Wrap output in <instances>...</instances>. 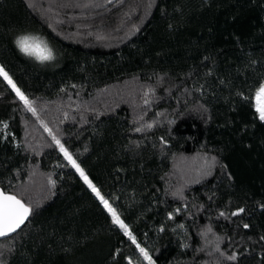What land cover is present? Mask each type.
<instances>
[{
    "label": "trees",
    "instance_id": "16d2710c",
    "mask_svg": "<svg viewBox=\"0 0 264 264\" xmlns=\"http://www.w3.org/2000/svg\"><path fill=\"white\" fill-rule=\"evenodd\" d=\"M0 67L36 110L0 77V189L33 209L2 264H264V0H0Z\"/></svg>",
    "mask_w": 264,
    "mask_h": 264
},
{
    "label": "snow or ice",
    "instance_id": "6c2138e0",
    "mask_svg": "<svg viewBox=\"0 0 264 264\" xmlns=\"http://www.w3.org/2000/svg\"><path fill=\"white\" fill-rule=\"evenodd\" d=\"M111 2V0H109ZM88 6V5H85ZM18 49L24 55L29 57H34L39 62L43 63L46 61H50L54 59L52 49L47 45V43L42 40L38 36L34 35H22L19 36L15 41ZM0 77L8 83V85L13 89L16 93L17 97L24 102L28 111L32 112L33 115L36 114L35 108L31 106L28 98L25 94L17 87L9 74L4 70L3 67H0ZM255 112L258 114V119L261 122H264V83H261L258 89L255 92ZM6 128L7 125L5 124ZM151 128V125H148ZM46 131L50 130L47 128ZM136 131H141V129H136ZM53 140L55 141L59 151L63 154L64 158L68 161V163L75 169V171L79 174L80 178L84 182L85 185L91 190V192L95 195V197L99 200L100 204L104 207V209L111 216L112 223L118 226L121 230H123L126 236H129L133 243H136L135 237L132 236V233L129 231L128 226L121 219V216L117 212V210L112 206L108 199L102 195L100 189L92 182L89 176L86 174L85 170L81 167V165L74 159L73 155L64 147L61 142L53 136ZM215 160V158H213ZM49 183L53 186L55 185V181L49 179ZM33 209L30 206H26L20 199H18L15 195L7 194L3 191H0V237H7L11 233H15L17 229L21 228V225L25 224L31 215ZM244 209H239L238 212L232 213V215H238L239 212H243ZM224 215V213H221ZM172 218V215L169 214V219ZM182 227V225H181ZM245 228H248L249 225L245 224ZM163 230V229H161ZM210 230V229H209ZM139 251L144 256V259L149 262V264H153L151 257L148 252L145 251L144 248L140 247L137 244ZM0 255H3L0 252ZM228 259L235 260L236 256H229ZM2 264V262H0Z\"/></svg>",
    "mask_w": 264,
    "mask_h": 264
},
{
    "label": "water",
    "instance_id": "95a60500",
    "mask_svg": "<svg viewBox=\"0 0 264 264\" xmlns=\"http://www.w3.org/2000/svg\"><path fill=\"white\" fill-rule=\"evenodd\" d=\"M0 191H3L2 189H0ZM4 192V191H3ZM31 216V215H30ZM30 216H29V218H30ZM29 218H28V220H29ZM27 220V221H28ZM27 221L25 222V224L27 223ZM25 224H23V225H21V228L25 225ZM20 228V229H21ZM20 229H17V231L15 232V233H11V234H9V236H7V237H0V240H5V239H7V238H10L11 236H13V235H15Z\"/></svg>",
    "mask_w": 264,
    "mask_h": 264
},
{
    "label": "rangeland",
    "instance_id": "374dc122",
    "mask_svg": "<svg viewBox=\"0 0 264 264\" xmlns=\"http://www.w3.org/2000/svg\"><path fill=\"white\" fill-rule=\"evenodd\" d=\"M127 237H129V236H127ZM130 238V237H129Z\"/></svg>",
    "mask_w": 264,
    "mask_h": 264
}]
</instances>
